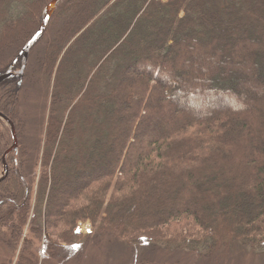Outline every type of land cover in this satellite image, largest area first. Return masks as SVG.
Segmentation results:
<instances>
[{
	"label": "trees",
	"instance_id": "16d2710c",
	"mask_svg": "<svg viewBox=\"0 0 264 264\" xmlns=\"http://www.w3.org/2000/svg\"><path fill=\"white\" fill-rule=\"evenodd\" d=\"M51 1L0 0V75L22 70ZM40 45L52 91L32 213L26 163L39 158L21 143L5 156L0 118V264L21 242L17 264L92 262L93 249L119 264H232L250 250L264 264V0H61L24 72L0 84L19 137Z\"/></svg>",
	"mask_w": 264,
	"mask_h": 264
},
{
	"label": "rangeland",
	"instance_id": "374dc122",
	"mask_svg": "<svg viewBox=\"0 0 264 264\" xmlns=\"http://www.w3.org/2000/svg\"><path fill=\"white\" fill-rule=\"evenodd\" d=\"M159 16L160 15L153 18L152 22L153 23L157 22ZM180 16L182 17L183 13ZM137 19H139V18H137ZM144 29H145V27H142V29L140 28L139 34H138V38L141 40V42H144L143 40H145L146 36L150 35V32H149V34L145 35L146 32L144 31ZM130 32L125 35V38L128 37ZM106 36L108 37L109 33ZM149 38H151V36H149ZM15 40H13L11 42L7 41L6 43H4L5 45L3 48L5 49L6 47L11 46L12 42L19 41V37L15 38ZM137 41H139V40L137 39ZM121 44H122V42L120 43V45ZM41 47L42 46L40 45L34 51L33 56H32L33 58L31 59V68L28 69L30 71V73L27 77L25 85H31V89H29L27 91V95H24L25 90L22 91L21 95H24L25 97L23 96L21 98L22 103L18 106V109H19L18 112L21 115L20 118H21V120H23V125H22V127H20V131H19L20 137L18 136V143H19V145L21 143L23 148H25V150L26 149L30 150V153H31L30 156L35 154L36 158H39L38 165H36V166H35V163L33 164V163L29 162L30 164H33V165H29V163H26L28 169L30 168V170H32V171L34 170V172H33L34 178H33V181L30 183V187H31L29 190L30 193L28 192V196H27L28 197L27 202L30 205L29 209H30L31 213L36 206V195H37V192L39 190V185H40V178H41V173H42L41 158H42V153H43L42 150L44 148V142H45V132H44L45 130L44 129H45V124H46V121L48 119V115L50 112L49 106L51 105L50 104V96H49L50 93H49V91H52V88L50 89V87L47 89L48 90L47 91L48 97H47L46 93L44 92V90H45L44 86L48 85V84L47 83H40V81H39L43 77V74L40 72L39 68L37 67L36 61L38 59L37 58L38 55L40 56ZM81 56H83V55L79 54V59L81 58ZM93 60H94V58L91 59L92 64H93ZM70 76H71V74L68 73L65 76V79L67 80ZM103 78H105V77H103ZM179 78L180 77H177L176 79H179ZM52 84H50V85H52ZM21 95H20V97H21ZM204 109L207 110V108H204ZM208 110L210 112H213L212 109H208ZM208 110H207V112H209ZM185 111H187V112H191V111L202 112L203 110L201 108L196 109L192 106L191 103L190 104L187 103V105H185ZM5 123L8 127H10V125L6 121H5ZM40 127L42 128L41 131H43V132L40 131V133L37 135V132L40 129ZM10 129H11V127H10ZM16 131H17V129H16ZM19 139H20V141H19ZM36 141H37V143H36ZM34 144H35L36 148L38 149L37 151L32 150V149H35ZM38 151H40V152H38ZM32 152H33V154H32ZM1 170H2V176H3V174L5 173L4 164H3V168ZM9 173H10V167H9L8 174ZM29 195H30V197H29ZM90 225L91 224H89V223H84L83 225H80V232L83 234L90 233V231H91ZM30 232H31V230L29 229V223H28L26 225L25 234L30 233ZM30 237H31V239L33 238L32 233H30ZM23 243L24 242H21V244L17 247V250L14 254L12 253V254L8 255V258L4 261L3 264H17V262L19 261L18 259L20 258V254L23 250ZM83 245H84V247H88V244L85 245V243H82L78 246L83 247ZM102 246H100V247H102ZM106 247H108V244H106ZM116 247H118V246H116ZM123 247L128 250L127 255H130L131 253H133V251H132L133 247L129 246V248H131V249H129L126 245H123ZM78 249H81V248H77L76 250L78 251ZM76 250H74V251H76ZM74 251L73 250H72V252H69V251L64 252L63 251L60 259L62 260L63 256L64 257L65 256L70 257L71 254H74ZM100 251L101 250H99L98 252L100 253ZM99 253H97V249H93L92 251L90 250L89 259L91 257L92 262H89V260L87 261V259L84 258V259H81V264H99V263L100 264H109L108 262H105V261L107 260L106 256L109 255L110 253L108 254L107 251L103 252L102 254H99ZM255 253L257 255L258 254L259 255L258 256L254 255V252L250 251V250H249V254H247L246 256H243L242 258L238 257V255H237L236 259L234 260V262L232 264H261L263 262L262 257H261L262 253H257V252H255ZM118 254H120V253H118ZM93 257H94V259H93ZM97 259L99 261H97ZM108 260H110V262L112 264H119L116 261H118V262L123 261V259L120 260V258H118L117 253H111V255H109V257H108ZM124 264H128V261L126 263L124 260Z\"/></svg>",
	"mask_w": 264,
	"mask_h": 264
},
{
	"label": "water",
	"instance_id": "95a60500",
	"mask_svg": "<svg viewBox=\"0 0 264 264\" xmlns=\"http://www.w3.org/2000/svg\"><path fill=\"white\" fill-rule=\"evenodd\" d=\"M61 0H52L48 6L45 9V13H44V18L43 21L41 23V26L39 28V30L33 35V37L29 40V42L26 44V46L24 47V59H23V68L20 72H14L13 71V67L8 70L5 74H1L0 75V84L2 82H4L5 80L9 79L12 76H17V75H21L26 67L27 61H28V57H29V53L30 50L32 49V47L43 37L49 23L50 20L52 18V15L54 13V10L57 6V4L60 2ZM0 118H2L3 120H5L11 127V133H12V137H13V146L9 149V151L6 153L5 156H7L10 152L15 151L16 155L19 152V143H18V135H17V131H16V127L15 124L13 123V121L4 113L0 112ZM4 167H5V173L3 174V176L0 178V183L3 182L7 176H8V172H9V165L6 161V157L4 158Z\"/></svg>",
	"mask_w": 264,
	"mask_h": 264
},
{
	"label": "snow or ice",
	"instance_id": "6c2138e0",
	"mask_svg": "<svg viewBox=\"0 0 264 264\" xmlns=\"http://www.w3.org/2000/svg\"><path fill=\"white\" fill-rule=\"evenodd\" d=\"M79 246H77V248H78Z\"/></svg>",
	"mask_w": 264,
	"mask_h": 264
}]
</instances>
